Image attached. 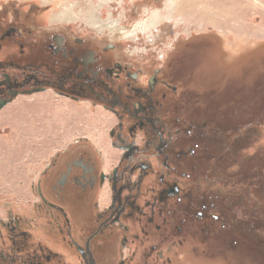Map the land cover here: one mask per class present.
I'll list each match as a JSON object with an SVG mask.
<instances>
[{"label": "flooded vegetation", "instance_id": "1", "mask_svg": "<svg viewBox=\"0 0 264 264\" xmlns=\"http://www.w3.org/2000/svg\"><path fill=\"white\" fill-rule=\"evenodd\" d=\"M8 13L0 14V114L50 93L100 108L104 135L68 142L31 183L48 234L33 235L41 225L32 217L0 213V264H208L214 243L253 246V228H264L258 203L238 214L230 202L238 185L246 201L264 205L252 198V154L226 173L253 141L251 119L224 118L198 92L178 95L162 66L146 71L115 43L75 28L35 30Z\"/></svg>", "mask_w": 264, "mask_h": 264}, {"label": "rangeland", "instance_id": "2", "mask_svg": "<svg viewBox=\"0 0 264 264\" xmlns=\"http://www.w3.org/2000/svg\"><path fill=\"white\" fill-rule=\"evenodd\" d=\"M16 11L35 30L75 28L96 43H115L116 53L146 71L162 66L178 95L198 92L202 103L222 116L235 114L242 123L251 119L253 141L245 145L250 148L231 155L226 173L238 171L252 154V198L264 197V0H0V14ZM102 116L87 102L73 104L50 93L20 98L6 108L0 114V213L12 209L41 225L31 206V183L68 142L83 136L101 140ZM238 187L230 201L235 211L258 203L254 212L264 227V205L246 201ZM221 206L226 212L231 208L227 202ZM33 230L34 236L48 234L42 225ZM252 234L248 248L214 243L209 250L217 255L205 262L264 264V228H253Z\"/></svg>", "mask_w": 264, "mask_h": 264}, {"label": "bare ground", "instance_id": "3", "mask_svg": "<svg viewBox=\"0 0 264 264\" xmlns=\"http://www.w3.org/2000/svg\"><path fill=\"white\" fill-rule=\"evenodd\" d=\"M195 45V44H194Z\"/></svg>", "mask_w": 264, "mask_h": 264}]
</instances>
